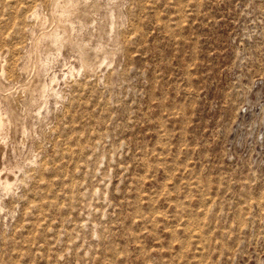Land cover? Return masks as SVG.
Masks as SVG:
<instances>
[{
  "label": "rangeland",
  "instance_id": "obj_1",
  "mask_svg": "<svg viewBox=\"0 0 264 264\" xmlns=\"http://www.w3.org/2000/svg\"><path fill=\"white\" fill-rule=\"evenodd\" d=\"M0 117V264H264V0H0Z\"/></svg>",
  "mask_w": 264,
  "mask_h": 264
},
{
  "label": "bare ground",
  "instance_id": "obj_2",
  "mask_svg": "<svg viewBox=\"0 0 264 264\" xmlns=\"http://www.w3.org/2000/svg\"><path fill=\"white\" fill-rule=\"evenodd\" d=\"M37 12H38V11H37ZM34 13H35V12H34ZM62 13H63V12H62ZM60 16H61V15H60ZM35 17H38V16L35 15ZM72 30H73V29H72ZM61 32H64V31L62 30ZM58 36H59V35H58ZM75 48H76V47H75ZM45 56H46V55H45ZM4 115H5V114H4ZM1 123H3V118H2V117H0V124H1ZM2 127H3V126H2ZM0 129H1V128H0ZM2 129H4V128H2ZM9 184H10V183H9L8 181H6V186H7V187H9Z\"/></svg>",
  "mask_w": 264,
  "mask_h": 264
}]
</instances>
